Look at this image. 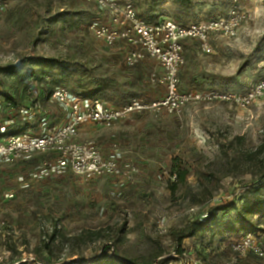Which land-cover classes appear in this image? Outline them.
<instances>
[{"label":"rangeland","instance_id":"1","mask_svg":"<svg viewBox=\"0 0 264 264\" xmlns=\"http://www.w3.org/2000/svg\"><path fill=\"white\" fill-rule=\"evenodd\" d=\"M4 1L0 101L11 99L20 108L38 101L47 115L59 117L54 87L80 97L98 92L118 103L164 97L165 87L151 79L158 63L126 66L124 46L109 47L92 33L90 25L105 19L96 6L86 0ZM120 1L152 23L190 24L227 16L231 7L229 0H192L188 7L175 0ZM240 10L245 19L236 34L215 36L210 53L184 42L181 93L240 94L264 76V0H241ZM89 133L105 153L119 150L123 167L135 170L133 180L86 181L68 172L29 180L22 189L19 178L28 179L50 158L35 154L0 165V224L11 234L0 240V264H107L111 257L125 264H264V256L232 250L250 223L264 239V156H253L264 143V100L248 108L216 101L190 103L177 114L133 113L111 129L94 126ZM177 170L188 175L173 191ZM7 193L13 196L5 198ZM230 204L235 208L217 215L214 235L183 240L178 255L179 237L191 223ZM252 204L261 207V216L238 224V211Z\"/></svg>","mask_w":264,"mask_h":264},{"label":"built area","instance_id":"2","mask_svg":"<svg viewBox=\"0 0 264 264\" xmlns=\"http://www.w3.org/2000/svg\"><path fill=\"white\" fill-rule=\"evenodd\" d=\"M230 11L227 16H218L190 24H178L170 20L150 23L139 17L130 2L120 0H86L104 15V20H96L90 25L92 33L107 46H124L127 51L124 65L132 67L151 59L158 63L162 76L152 74V82L165 87V95L158 101L144 102L132 100L114 108L96 98H82L63 87L54 88L51 101L60 107L65 122L56 126L37 101L28 107L14 108L12 103L0 101V114L7 121L0 125V165H13L30 159L35 154L52 155L56 158L44 160L29 173L28 179L19 178L22 189L29 187L28 181H37L51 175L72 173L86 181L107 177L120 181L133 180L135 170L123 167L118 149L104 153L92 141H80L82 126L93 124L111 129L118 122L133 113L153 112L177 114L190 103L224 102L248 108L264 100V76L244 93L206 90L181 93L180 70L184 64V42L194 41L200 51L210 53L215 36L233 37L243 20L240 10L241 0H229ZM6 8V1L0 0V11ZM108 21V22H107ZM12 115L7 116V115ZM19 117L28 124L37 119V132L24 130L8 133L13 125V117ZM176 179V176L173 177ZM6 194L5 198H11ZM3 200V199H2ZM0 199V204L2 202ZM6 223L0 224V240L5 243L11 234L5 230ZM238 255L251 254L264 256V239L253 233L245 234L232 245Z\"/></svg>","mask_w":264,"mask_h":264},{"label":"trees","instance_id":"3","mask_svg":"<svg viewBox=\"0 0 264 264\" xmlns=\"http://www.w3.org/2000/svg\"><path fill=\"white\" fill-rule=\"evenodd\" d=\"M176 4L180 7H188L191 3L192 0H175ZM140 17V16H139ZM148 22V21H147ZM152 23V22H150ZM156 23V22H154ZM184 25V24H182ZM55 88V87H54ZM57 88V87H56ZM54 91V89L51 91ZM73 93V92H72ZM98 92H94V93H86V95H83L82 98H96ZM77 96H81L79 93H73ZM135 100V99H133ZM9 102L12 103V105L14 106V108H20V105L17 104L15 101L11 100V99H6L4 100V102ZM132 101V100H131ZM38 102V101H37ZM130 101L124 103L123 105L129 103ZM146 102V101H144ZM122 105V106H123ZM29 106V105H28ZM27 106V107H28ZM41 107L43 108V105H41ZM43 110L45 111V109L43 108ZM1 115V114H0ZM6 116V115H4ZM18 120V125L13 124L12 127L17 126L19 127V129L17 131L11 132V127L8 128V133H17V132H21L24 130H27L29 127L28 122H24L21 119H19V117H16ZM34 123L37 122V119H34L33 121ZM253 156L255 157H260V156H264V143H262L257 149L256 151L253 153ZM187 175L188 172L186 170H177L176 173V181L175 183L172 185L173 191H175L177 189V187L182 184L185 183L187 180ZM262 178L264 179V172L262 173ZM235 208L233 204L227 205L225 207L222 208H212L211 212L208 214L207 219L205 221H200V220H196L193 223H191L187 229L181 234V236L179 237V253L178 255H182L183 251L180 249L181 244L183 242V240L187 239V238H193V237H202L204 232L208 231L211 235H214L215 233V227L219 224V222L216 220L217 215L222 212V213H226L227 211L231 210ZM263 213L261 207L257 206L256 204H252V205H245L243 206L239 211H238V220L237 223L238 224H242L244 222H249L253 217H259L261 216V214ZM244 230V235L247 233H252V232H256V230H258V228H255L254 225L252 223H250L249 227H243ZM243 235V236H244ZM48 249H49V245H47ZM49 264V263H48ZM52 264V263H50ZM107 264H125L124 262L119 261L118 259H114L113 257H111V259H109ZM141 264H154V262H144Z\"/></svg>","mask_w":264,"mask_h":264},{"label":"crops","instance_id":"4","mask_svg":"<svg viewBox=\"0 0 264 264\" xmlns=\"http://www.w3.org/2000/svg\"><path fill=\"white\" fill-rule=\"evenodd\" d=\"M105 19H107L108 21H109V17H107V18H105ZM107 21V22H108ZM197 44V43H196ZM198 45V44H197ZM212 47H213V45H212ZM184 54V53H183ZM160 68V67H159ZM161 71V72H160ZM156 75H158L159 77L160 76H162V70L160 69L158 72H154ZM153 73V74H154ZM96 99H102V101L103 102H105V103H107L109 106H111V107H114V108H117V107H120V105L122 106L123 104H124V102H113V101H109V100H107V99H105L104 97H102L101 98V96H100V98L99 97H96ZM137 100V99H136ZM59 111L61 112V113H59V117L58 116H54L53 117V114L52 115H48L49 116V118L51 119L50 121H51V123L52 124H54V125H56V126H60V125H62L64 122H65V119H64V114H63V112L61 111V109H60V107H59ZM60 115H61V117H60ZM35 125H36V127H37V122L35 123ZM34 122H32V123H30L29 124V127H28V129L27 130H31V129H33L34 128ZM94 126H97V125H93V124H87V125H84V126H82V128L80 129V133H79V140L80 141H92V142H94L101 150H102V152H104L103 151V149H102V147H101V145L99 144L100 142L98 141V142H96V141H94L93 139H91V134L89 133V135H85V131H87L88 129L89 130H93L94 131ZM98 127H100V126H98ZM101 128H103V127H101ZM37 129V128H36ZM32 132H33V130H32ZM33 133H35V132H33ZM83 133H84V135H85V137H83ZM105 153V152H104ZM50 159H54V158H56V155L55 154H53L52 153V155H47Z\"/></svg>","mask_w":264,"mask_h":264}]
</instances>
